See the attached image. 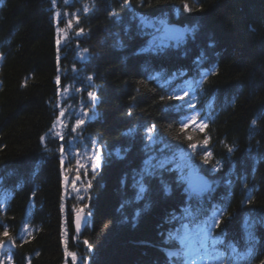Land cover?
<instances>
[{"label": "trees", "instance_id": "obj_1", "mask_svg": "<svg viewBox=\"0 0 264 264\" xmlns=\"http://www.w3.org/2000/svg\"><path fill=\"white\" fill-rule=\"evenodd\" d=\"M110 1L113 0H92L89 9L80 14L81 21L75 16L73 31L81 33L82 41H74L72 45L69 40L59 50L53 34L55 20L47 11L48 0L0 1V189L22 180L11 197L8 192L0 191V244L13 237L20 241L15 253L8 247L6 264H152L156 259V234L164 230L177 235L181 247L185 237L193 239L208 256L207 264H264V224L254 223L246 214L250 207L264 208V0H199L198 6H192L177 17L180 21L190 22L180 25L184 35L179 42L144 51L139 50L133 33L136 32L142 41L152 42L158 33L157 26L153 24L149 35L142 25L155 19L156 15L179 22L174 16L181 0H127V4L125 0H119L120 12L113 11L112 17L106 18L103 6ZM109 18L119 19L125 28L124 36L117 38L122 45L118 48H113L114 20L108 21ZM85 37L93 42L92 50L98 51L99 56L93 59L92 55L90 60L78 64L74 60V46L78 50L79 46L88 47L83 40ZM194 43L211 51L219 50L218 66L200 71V55L204 54L196 53ZM5 44L9 46L6 54ZM142 52L149 58L141 55ZM68 56L73 59L71 64L76 65L72 71L63 70L56 63L66 64ZM174 56L181 57L176 65L172 60ZM194 57L198 59L197 75L184 69L183 77L176 76L179 71L166 76L174 96L188 95L184 101L171 100V104L168 96L163 94L170 104V111L161 113L160 91L149 75L142 77L139 67L152 73L155 69H150L147 61L165 63L169 60L174 65L171 71L179 64L193 66L190 59ZM65 73L81 74V81L85 83L81 93L85 91L88 95L91 91L90 103L84 106L83 116L77 117L59 104V90L68 83L61 77ZM209 83L216 90L209 87ZM217 90L221 95L233 96L235 101L217 118L215 125L208 116L219 112ZM70 94L67 104L77 98L74 93ZM49 101L53 108L51 114L47 110ZM187 102L194 107H182ZM60 109L65 113L64 120L71 121L72 127H68L79 132L75 142L67 137L66 123L59 118ZM255 114L259 116L253 124L259 126L257 137L261 147L258 151L262 162L248 182L239 175L232 161L242 151L245 128ZM190 116L195 118L194 122ZM137 119H143V126L149 127H145L148 135L152 133V138L161 140L162 145L156 158H146L144 163L142 157L148 142L139 135L141 127L135 131L131 124ZM79 120L84 123L77 124ZM57 121L62 127L55 125ZM185 121H189L187 128L204 125L199 134L209 143L207 153H210V168L214 169L210 174L213 189L200 196H190L184 186L185 169L190 167V161L196 164L199 159L196 156L198 149L190 148L186 144L187 137L182 136L187 129L181 131ZM53 126L57 130L51 133ZM163 130L168 134V140L163 139ZM120 131L127 135L120 137ZM43 136L47 139L44 143L40 142ZM98 141L116 144L120 159L116 158L112 164L101 159L95 169V180L90 181L80 177L84 167L79 159L88 153L92 156L93 147L87 145H97ZM50 143L60 147L52 148ZM189 144L193 143L190 141ZM138 159L148 167L136 168ZM172 159L179 163L170 164ZM161 163H164L163 167H160ZM77 165L82 167L77 176L82 178L80 184L85 187L86 202L81 207L88 206L85 210H88L89 225L79 238L73 239L71 227L61 226L63 221L70 220V210L75 205L73 195L64 194L62 180L69 171L73 175ZM130 165L134 167L130 168ZM134 169L137 172L132 179L122 176ZM36 170L39 172L32 176ZM219 174L228 177L222 193L232 190L234 194L235 188L240 187L252 200L233 201L229 203L230 211H212L210 205L216 204L217 193H221L217 184ZM93 181L103 184L99 186ZM89 182L91 188H87ZM139 191L140 195L135 199L146 193L151 195L153 201L149 211L147 207H137L134 201L122 203L127 200L124 197L131 199ZM146 198L149 200L148 195ZM224 198L229 202L234 199L231 196ZM190 204L201 207L205 204V210L191 211ZM176 208L181 209L190 222L165 227L161 213ZM235 211L244 213L237 224L245 229L247 240L240 244L233 240L235 231L217 229L219 224L236 222V218H231ZM200 235L205 237L204 242ZM60 238H65L66 243L61 244L63 239L60 241ZM79 241L85 246L90 245L88 258L81 253ZM163 246L162 251L172 257L175 264H184V255L180 257L176 249ZM222 250L226 254L221 255ZM254 250L260 251L259 257L251 263L246 262Z\"/></svg>", "mask_w": 264, "mask_h": 264}, {"label": "bare ground", "instance_id": "obj_2", "mask_svg": "<svg viewBox=\"0 0 264 264\" xmlns=\"http://www.w3.org/2000/svg\"><path fill=\"white\" fill-rule=\"evenodd\" d=\"M83 1L86 2L87 4H92V0H83ZM113 1H110L109 4H104V6H103L104 16L106 18H107V16L112 17L111 14L113 11L114 12H120V7L118 6L119 0H113ZM111 2H113L115 4H112ZM198 2H199V0H186V1L181 0L179 3H177L178 9L176 12L177 14L175 13L176 15L174 16L175 19H177L178 16H181L185 12H187V11H185V8H184L185 4L188 5V11H189L192 6H198ZM74 12H71V13L74 16H76L78 18V20L81 21V15L75 14ZM0 15H1V13H0ZM168 16H169V14L163 15V17H168ZM108 21L113 22V19L111 20V18H109ZM178 21L179 22L175 23V22H172V21L167 20V19H162L158 15H156L155 19L149 20V24H151V25L144 23V25H142V28L145 32H148L149 34H151V30L153 29L151 27H154V25H156L158 32H160V33L159 34L157 33V36H155L153 41L150 42V41H146V40L142 41V39L138 37L137 33L134 32L133 36L136 38V43H137L139 50H142V51L152 50V49L159 48L161 46V44L164 47V46H166V44H169V43L172 44V43L179 42L183 38V35H184V29L182 27L184 26V24H188L190 22H184V21H180V20H178ZM195 23H197V25L200 24L199 22H195ZM62 24H64L63 26L65 29H67L71 32L70 36L68 37V39L70 40V44H72V42H74V41L75 42L76 41H82L81 33H79L78 31H73V25H67L65 22H62ZM181 24L183 26H180ZM116 27H120V28H122V30L121 29L118 30V28H115V29L112 28L111 35L115 38V40L120 35L124 36V33H125L123 30L125 28H124V25L122 23L117 24ZM198 27L200 28V26H198ZM84 39H85V44H87L88 47L83 49V51L73 50V52H76V55L79 57H84V58L86 57V59H88V60H90L91 55H93V59L97 58L99 56L98 51L92 50L93 48L91 47L92 46L91 44H93V42L90 40V38L86 39V37H85V38H83V40ZM210 43H212V42H210ZM85 44H83V45H85ZM117 45L118 44L114 45L113 48L114 47L116 48ZM7 47H9V46H7V44H5L3 47L5 54H6V48ZM193 48L196 50V53H200V54L203 53L204 54V55H200V58L203 61V62L200 61V71H202L203 68H208L207 70H209L212 67L218 66L219 59L221 57V52L219 50L211 51V50L204 48L201 45H197V43L193 44ZM190 49H192V47H190ZM88 50H90L91 52ZM141 55H144L145 57L149 58V56L145 52H142ZM1 59L2 58H1V54H0V60ZM180 59H181V57H177V56H174L172 58L175 65L180 61ZM66 60L68 61L67 63H69V64L73 63V59L70 56H68V58H66ZM147 60H149V59H147ZM190 60H191V63L193 64V66L186 67V66H182L181 64H179L177 68H174L171 71H170V68H172L174 65H172L173 64L172 61H169V60L165 63L164 62L157 63V62H153V61H150V62L147 61V64L150 67V69H155V70H152V73H149V72L146 73L145 70H143L142 68L139 67V71L142 73V77H146L149 75V79L150 80L153 79L156 88H158L159 91L161 92V93L158 92V94L160 95V97H158V100L160 102L162 101V103L159 105L162 108L161 113H163V112L169 113L170 104H169L168 100L170 99V97L174 96L171 93L170 87L168 85L169 78L166 76L172 75L173 73H176L179 71L178 74H176V76L183 77V74H184L183 70L184 69H186L191 75H197L198 74V72H199L198 65H197L198 59L196 57H194L193 60H192V58ZM156 73H160V74H156ZM151 74H152V77H151ZM78 75H79L78 73L77 74L65 73V74H61V77L64 80L71 82L72 84H74L77 87H83V86L85 87V85L82 83V81L80 82L78 79L79 77H82L81 74H80V76H78ZM87 86L90 87V85H88V84H87ZM208 86L211 87L213 90H216V89H214V87H212L210 85V83L208 84ZM163 94L168 96V100H167L166 96ZM171 100H173V99H170V101ZM217 101H218V107H219L218 111L219 112L213 113L211 116H208V117H211V118H209L210 122L214 121L215 125H216L218 119L225 112V109L227 107L229 108L233 105L231 103L233 101H235V98L233 96L228 97L226 95H221V94H219V91H218ZM48 103L49 104H48L47 110H48L49 114H51L53 108H52L51 102L49 101ZM72 103L87 106V104L90 103V98L87 96H83V98H81V97L80 98H72ZM83 103H85V104H83ZM171 104H172V101H171ZM61 113L65 114L62 109H60V115H61ZM257 115L258 114H255L254 117L250 118L251 123H250V125L246 126L245 131H244V136H243L244 145L242 146V149H241L242 151H241V153L235 155V159H233V161H232L234 164V168L237 170L239 175L242 176L248 182H250V179H252V177L254 176L255 170L259 167L260 163L262 162V156L259 154V151H258V148L261 147L260 140L257 137V135H258L257 132H258L259 126L256 123L253 124V120H256L255 118L259 117ZM63 116H60L59 118H62L64 120ZM64 121L66 123L64 126L66 127L65 132L68 134L67 137L75 142L78 139L79 132H77L76 130L72 131V128L68 127V125L70 127H72L71 121L70 122H68L66 120H64ZM141 121H143V119H137V120H134L131 124H132V126H135V129H134L135 131H138L141 127V133H140L141 137L145 138L148 142V148L146 150V153H144V155L142 157V160L144 163L146 158L155 159L156 154L159 150L158 148H161L162 145H161V140H159L157 138H152V133H150V135H148V130L145 127H147V128H149V127L147 125L143 126L144 124ZM188 123H189V121H185L183 123V125H187ZM55 125L58 127H62V125L58 121L55 123ZM215 125H214V128H216ZM201 130H203L202 127H199V128L189 127L183 131L184 134H182V136L187 137L186 144L189 145V143L191 141L193 144L198 146L197 149L199 151L196 154V156L199 157L197 163L195 164L193 162V160L190 161L191 165H190V167H187L185 169V174H184L183 178H184V180H189L192 177L200 176L205 181L214 183L213 176L210 175V174H213L214 169L210 168L211 162L209 161V156L207 158L208 162L207 163L204 162L205 152H207V148L209 147V143L204 138H202L200 136L199 132ZM216 131H217V128H216ZM165 133H166L165 130H163L162 137L164 140H166V139L168 140V138H169L168 134L167 133L165 134ZM118 135L121 137V136L127 135V134L124 133V131H120V133H118ZM46 140L47 139L44 138V140L43 141L40 140V142L44 143ZM232 140L234 141V139H232ZM169 142L171 144H174V145L179 144L176 142H171V141H169ZM152 144L156 145L157 148L153 147ZM231 144H233V143H231ZM50 145L53 146L52 148L60 147V146H58L59 144L56 145V144L50 143ZM115 145L108 144L107 142H104V141H98L97 145L93 144V143H89L87 146L94 148V149L93 148L91 149L93 152V157L91 158L90 161L88 159H85V158H83L81 160L79 159V163L84 167V169H83L84 172L81 174L80 177H83V178L88 179L90 181L95 180L96 173H95V170L93 169L94 163L98 164L102 159L103 162H105V163L107 162V163L112 164L113 162H116V158L120 159V155L117 153ZM133 150L134 149L132 148V151ZM141 153H142V151L139 154H141ZM97 157H99V161H97ZM158 162L160 163V159L158 160ZM178 163H179V160H177V159H172L170 161V164H172V165H176ZM77 166L82 169V167L80 165H77ZM129 167L131 168L134 166L130 165ZM147 167H148L147 164L144 165V164L140 163V161L138 159V163H137L136 168L146 169ZM38 172H39L38 170H36V172L33 171L32 176H34L35 173H38ZM136 172H137V169L136 170L134 169L132 171V173H130V171L128 170L127 172L123 173L122 176L124 178H126V176H127V178L132 179L133 177L136 176ZM76 176H74V177H68V176L65 177L64 176L65 182H67V183L69 182L68 184H70V185L78 184L80 181V178H79V180H77V179H75ZM217 177L220 180L219 182H217V184L221 188L220 189L221 193H217L218 201L216 202V204L210 205L212 211H219L221 213L225 212V211H230L231 208H230L229 203H232L233 201L237 202V200L239 203H242V201H246V200L251 199V197L248 193H242V189L240 187L235 188L234 194H233L232 190H230V191L227 190V193H222L223 187H226L227 186L226 184H228V177L227 176H221L220 174ZM18 181L22 184V180L19 179ZM19 182H13L10 186L7 185V186L1 188L0 191L1 192L2 191L8 192L10 197H11L12 193L16 192V189L19 186ZM93 182H96V184L99 186H101V184H103L102 182H98V181H93ZM201 191H204V189H201ZM64 194H66V193L64 192ZM139 195H140V191L137 193V195H135L134 197H131L132 200L128 197H124L127 200L122 201V203L124 205H126L130 201H134L137 203V205H138L137 207H139L141 209L147 207V210L149 211L151 209V205H152V201H153V199L150 198L151 195L149 193H146V195L149 196V200H148V198H146V195L144 197H140L139 199H135ZM226 196H231L234 199L229 202V199L224 198ZM160 197H161V195H160ZM161 199H162V197H161ZM142 200H144V201H142ZM176 201H177V199H176ZM169 204H170V202H169ZM206 204H208V203H206ZM81 205H83V202L81 203ZM203 205H205V204H202V207L197 206L195 204H190L189 209L191 211H198L199 212V211H201V209L205 210V208H203ZM71 211L72 210H70V214H71ZM235 212L233 214H231V218L232 219L236 218V220H237L236 222H230V223L225 222L224 224H219L217 226V229H219V228H221V230L228 229V232L229 231H235L234 236H232L233 240L240 244V243L244 242L245 240H247V237L244 234L245 229H241V227L239 228V225L237 224L244 213H242L241 211H239V213L238 212L235 213ZM246 214L251 218V221H253L254 223H258V224L263 223L264 224V208L261 209L259 206L253 207V208L250 207L249 210L246 212ZM80 216H81V218H84V216H85L84 212L83 213L81 212ZM86 220H87V218H86ZM161 220H163L165 222V223H163L165 225V227L167 225L185 224V223L190 222V220L187 218V216L181 212V209H177V208L174 211H166L164 213H161ZM231 224H235V225L231 226ZM226 225H228V226L226 227ZM86 228H88V226H85V229ZM75 230L76 229L72 230L73 235L70 233V235L72 236L73 239L79 238L82 235V233L84 232L83 229L76 230V232H75ZM167 232H168L167 230H164L162 232H157V234H156L157 238H158L157 243L155 244L157 250L154 248L156 250V252L154 253V257L156 259L152 261V264H175V262L173 261V258L168 256L164 252V250L162 251V249H161L162 244L164 245L163 247L168 246L169 248L176 249L178 251L177 255L180 257L183 256L182 250L190 252V250L186 246L181 247V243H180V240L177 237V235L168 234ZM76 234H78V235H76ZM24 239L25 238H22L21 240H24ZM62 239L63 238H60V241H62ZM200 240L202 242H204L205 237L203 235H200ZM65 243H66V239L64 238L61 244H65ZM78 243L82 247L81 253L83 255H85L86 257L88 255L90 256L91 255L89 252V249H91L90 245L86 244V246H87L86 247L80 241ZM19 244H20V241H17V239L15 237L10 238L9 241L5 242V245L7 247H10L13 253H15L16 250L18 249ZM256 244H258V246H259V243L257 241H256ZM202 246L205 247V245H202ZM220 254L224 255V254H226V252L222 250L220 252ZM92 255H94V251H93ZM259 255H260V251L254 250L253 253H251L247 256L246 262L251 263L252 261H255L259 257ZM183 259L187 260L188 258L184 257ZM63 264H74V263H69V262L67 263L66 262Z\"/></svg>", "mask_w": 264, "mask_h": 264}, {"label": "rangeland", "instance_id": "obj_3", "mask_svg": "<svg viewBox=\"0 0 264 264\" xmlns=\"http://www.w3.org/2000/svg\"><path fill=\"white\" fill-rule=\"evenodd\" d=\"M63 1H66L67 3L64 5ZM48 3H49V9L47 11L50 12L51 18L52 19L54 18V20H55L54 31H53L54 33L53 34H54V38L56 40L57 50H59L61 47H63L66 44V42L67 43L69 42L68 37L71 34V32L69 30L64 28V26H63L64 24H62V22H65L67 25H74L75 26L77 19L75 18V16L71 12L75 11L74 12L75 14H83V13H85V11H87L89 9L90 4H87L83 0H48ZM50 9L52 10V12L50 11ZM69 9H71V10H69ZM113 20H114V22L112 23V26H114V27H112V28H114V29L118 28V27H116L117 24L122 23V21H119V19H117V18H113ZM145 23H147L148 25H151V24H149V22H145ZM119 37L120 36H118L117 38H119ZM74 43L75 42H72V45H74ZM116 44H118L116 48L122 46V45H120V41H118L117 39L115 40V45ZM85 48H86V46H79L80 51H83V49H85ZM64 49H66V48H64ZM74 49H75V51H79L75 46H74ZM73 54L75 55L74 60H76L78 64H83V62L88 60V59H86V57L84 58V57L77 56L76 52H74ZM91 58H92V55H91L90 59ZM56 63L58 65V67H63L62 68L63 70L69 69L72 71L73 67L76 69V65L71 64V63L70 64L69 63L62 64L60 61H58ZM78 76H80V75H78ZM78 79L81 82L82 77H79ZM83 84L85 85V83H83ZM61 88L62 89L59 90V92H60L59 104L61 105V107L70 110L72 113L74 112L73 114L77 117L83 116L82 112H83V109L85 108L84 105L73 104V103L67 104L66 100L70 99V95H71L70 92L74 93L77 96V98L82 97V95L90 97L89 94L86 95L87 92H85V91H83V93H81L82 92L81 90H82V88H84V86L79 89V87L75 86L74 84H72L71 82L68 81V83L63 85ZM89 92L91 93V91H89ZM56 130H57L56 127L53 126L50 132L53 133V132H56ZM140 133H139V135H140ZM143 148L144 147H142V151H143ZM84 157H85V159H88L90 161L91 158L93 157V155L91 156V153H88ZM74 171H75V173L73 175L69 171L68 175H65V177H67V176L68 177H74L76 175H79V174H81L82 169L78 167V169H74ZM76 178H77V176H76ZM80 179H82V178H80ZM63 182H65V179L63 180ZM68 183H67L66 190H67V192H69L68 194L73 195L72 196L73 197V203H75V205L73 206L70 220L69 221L66 220V222L63 221L61 226L62 227H63V225L69 226V227H71V230H73V229L85 230V226H87L86 225V218L89 221V215L87 214L88 210H85V208L81 207L82 206L81 203L83 202L85 204V202H86V200H85L86 194L84 191L85 187L80 184V181L78 184H75V185H70ZM90 193H92V192H90ZM81 198H83V199H81ZM81 209H82L81 212L82 213L84 212L85 216H84V218H81V216H80V227L81 228L80 227L77 228V213H78V210H81ZM82 226H83V228H82ZM76 230H75V232H76ZM76 235H78V234H76Z\"/></svg>", "mask_w": 264, "mask_h": 264}, {"label": "snow or ice", "instance_id": "obj_4", "mask_svg": "<svg viewBox=\"0 0 264 264\" xmlns=\"http://www.w3.org/2000/svg\"><path fill=\"white\" fill-rule=\"evenodd\" d=\"M125 3L127 4V0H125ZM184 8H185V11H188V5H187V4L184 5ZM82 31H83V30H81V32H82ZM58 43H59V42H58ZM210 46H211V45H210ZM89 95L91 96L92 94L89 93ZM187 95H188L187 93H184L183 96L175 95V96L170 97V99H174V100H178V101H184V100H185V97H186ZM182 107H190V108H193L194 105H191L190 102H187V103H185V104H182ZM63 115H64V114L61 113V116H63ZM194 121H195V118H193V122H194ZM83 123H84V121H82V120L77 121V124H83ZM187 127H188V125H182V127H181V131H183V130H184L185 128H187ZM201 127H202V129H203V127H205V126L202 125ZM72 131H75V128H73ZM41 140L43 141V140H44V137H41ZM189 147L192 148V149H197L198 146L195 145V144H189ZM62 151H63V149H62ZM209 155H210V153L205 152V156H204V162H205V163L208 162L207 158H208ZM97 161H99V157H97ZM63 163H64V161L61 160V164H63ZM97 166H98L97 163H94V164H93V169L95 170ZM163 166H164V163H161V164H160V167H163ZM213 171H214V170H213ZM76 179L79 180V176H77ZM91 187H92V184H91V182H89L88 185H87V188H91ZM81 199H83V198H81ZM84 207L87 208L88 206H87V205H84ZM81 211H82V209H81V210H78V213H77V228L80 227V212H81ZM5 235H7V233H5ZM85 243H87V241H85Z\"/></svg>", "mask_w": 264, "mask_h": 264}, {"label": "water", "instance_id": "obj_5", "mask_svg": "<svg viewBox=\"0 0 264 264\" xmlns=\"http://www.w3.org/2000/svg\"><path fill=\"white\" fill-rule=\"evenodd\" d=\"M196 182H197L196 179L195 180L190 179L189 183H188V186L190 187V185H191L192 188H197L198 185H196ZM66 183L67 182H64V185H66ZM202 184H203V182H202ZM82 228H83V226H82Z\"/></svg>", "mask_w": 264, "mask_h": 264}]
</instances>
